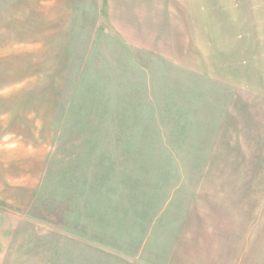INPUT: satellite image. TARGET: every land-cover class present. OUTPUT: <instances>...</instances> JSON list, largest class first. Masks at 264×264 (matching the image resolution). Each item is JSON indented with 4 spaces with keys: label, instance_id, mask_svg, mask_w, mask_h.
I'll return each instance as SVG.
<instances>
[{
    "label": "rangeland",
    "instance_id": "obj_1",
    "mask_svg": "<svg viewBox=\"0 0 264 264\" xmlns=\"http://www.w3.org/2000/svg\"><path fill=\"white\" fill-rule=\"evenodd\" d=\"M86 1L0 0V181L28 194L0 264H264V96L215 61L219 29L188 68Z\"/></svg>",
    "mask_w": 264,
    "mask_h": 264
},
{
    "label": "crops",
    "instance_id": "obj_2",
    "mask_svg": "<svg viewBox=\"0 0 264 264\" xmlns=\"http://www.w3.org/2000/svg\"><path fill=\"white\" fill-rule=\"evenodd\" d=\"M92 3L95 11L92 19L102 20L101 27L112 30L126 52L139 51L143 56L160 54L167 60L175 58L188 68L190 61L196 59L195 53L198 60L204 58L206 31L217 27L219 38L223 36L224 49L221 41L211 42L209 52L215 61L221 57L228 59L230 77L236 87L264 96V0H229L228 19L221 14L222 0H93ZM86 5L88 12L90 0ZM9 181V177L0 181V216H27L23 211L27 210L28 194L20 193L19 199L25 201V206L16 204ZM69 194L72 197L74 190L70 189Z\"/></svg>",
    "mask_w": 264,
    "mask_h": 264
}]
</instances>
